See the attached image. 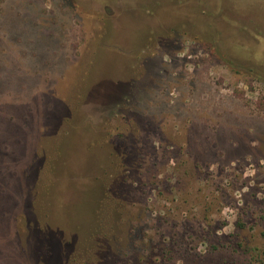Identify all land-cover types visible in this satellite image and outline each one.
I'll return each instance as SVG.
<instances>
[{"label":"rangeland","instance_id":"rangeland-1","mask_svg":"<svg viewBox=\"0 0 264 264\" xmlns=\"http://www.w3.org/2000/svg\"><path fill=\"white\" fill-rule=\"evenodd\" d=\"M0 264H264V0H0Z\"/></svg>","mask_w":264,"mask_h":264},{"label":"bare ground","instance_id":"bare-ground-1","mask_svg":"<svg viewBox=\"0 0 264 264\" xmlns=\"http://www.w3.org/2000/svg\"><path fill=\"white\" fill-rule=\"evenodd\" d=\"M79 167V166H78ZM81 167V166H80Z\"/></svg>","mask_w":264,"mask_h":264}]
</instances>
